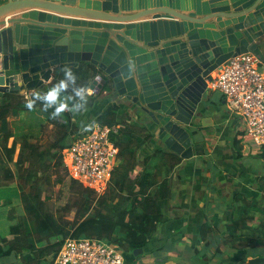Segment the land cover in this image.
Masks as SVG:
<instances>
[{"label": "water", "instance_id": "1", "mask_svg": "<svg viewBox=\"0 0 264 264\" xmlns=\"http://www.w3.org/2000/svg\"><path fill=\"white\" fill-rule=\"evenodd\" d=\"M262 36L264 0H7L0 96L31 99L55 67L92 64L89 92L136 109L167 149L191 158L208 80L233 55L256 52Z\"/></svg>", "mask_w": 264, "mask_h": 264}, {"label": "trees", "instance_id": "2", "mask_svg": "<svg viewBox=\"0 0 264 264\" xmlns=\"http://www.w3.org/2000/svg\"><path fill=\"white\" fill-rule=\"evenodd\" d=\"M6 1L0 0V4ZM63 66L55 71L49 87L63 78ZM71 68L77 76L76 86L86 90L92 75L98 73L96 66L85 62ZM67 93H71V88ZM27 99L21 93L1 97L0 123L9 125L10 118L24 111L36 113L43 117L40 127L49 130L50 143L42 150L38 143L29 141L27 134L18 135L9 128L0 134V222L10 209L22 211V207L24 211L21 220L10 223L8 234L0 236V260L14 253L17 261H0L1 264H51L68 237L100 238L125 251L144 248L167 219L164 207L172 196L169 176L181 156L170 150H157L140 162L138 149L154 134L146 127L134 125L123 114L120 116L118 104L110 105L97 118L102 124L118 126L111 138L119 147V154L107 190L98 195L85 183L72 179L73 198L54 212L49 208L47 193L51 184L63 183L70 174L64 149L74 138L72 112L65 109L54 117L51 113L56 104L45 110L48 102L42 99H35L29 110L25 106ZM248 137L253 140L251 149L264 159V145ZM18 143L21 147L15 158ZM238 152L241 154L240 147ZM260 178L264 181V175ZM233 200L232 220L239 239L228 241L229 245L254 253L244 264H264V194L260 199L236 194ZM49 254L53 259H44Z\"/></svg>", "mask_w": 264, "mask_h": 264}, {"label": "crops", "instance_id": "3", "mask_svg": "<svg viewBox=\"0 0 264 264\" xmlns=\"http://www.w3.org/2000/svg\"><path fill=\"white\" fill-rule=\"evenodd\" d=\"M256 42L258 43L256 52L263 55L264 36L258 38ZM60 66L53 69L51 80L43 88L34 91H46ZM95 76L92 75L90 78V84ZM88 89L89 86L86 110L71 111L73 139L90 131L105 109L118 104L120 116L129 114L128 120L131 123L146 127L154 134L149 142L138 149L140 162L157 150H169L155 136L154 127L148 125L146 117L135 110L133 118L130 116L133 108L121 103L122 101L114 95H109L105 91L92 93ZM34 91L31 92V96ZM68 95L67 92L62 93L59 99L66 100ZM207 98L208 107L197 120L198 127L193 135L194 155L191 158L181 157V162L169 176L172 182V196L164 207L167 219L142 248V253L137 255L134 254V250L125 251L118 246L125 252V264H244V260L254 254L250 249L242 247L233 249L229 245L232 239H239L238 229L232 220L233 198L236 194L262 198L264 181H260V176L264 175V159L258 157L251 149L253 140L246 132V122L241 115L228 107L224 94L220 90L209 89ZM67 102L73 104L75 100ZM30 116L31 119L40 120L37 125L27 122L26 118ZM40 118L31 111L21 112L20 115L8 120L9 125L0 123V134L9 128L18 135L32 136V132H37L42 134L40 137L44 135L49 139V130H41ZM13 123L15 125H12ZM86 125L89 126L87 130ZM32 137H34L32 142H36V136ZM46 140H41V143H45ZM20 147L21 144L18 143L15 158ZM238 147L241 148V154ZM14 182L15 180L11 181L12 184ZM21 209L22 211H17L16 214L9 211L4 221L0 222V236H6L10 223L18 222L24 216L23 208ZM44 259L52 260L53 256L49 254ZM0 261L15 263L17 257L12 253ZM52 263L58 264L55 259Z\"/></svg>", "mask_w": 264, "mask_h": 264}, {"label": "built area", "instance_id": "4", "mask_svg": "<svg viewBox=\"0 0 264 264\" xmlns=\"http://www.w3.org/2000/svg\"><path fill=\"white\" fill-rule=\"evenodd\" d=\"M209 89L220 90L228 107L241 115L246 130L264 145V58L254 51L233 55L208 80ZM120 120V119H119ZM117 125L95 122L65 147L70 176L101 195L108 188L119 147L111 138ZM58 264H125V252L100 238L68 237L60 247Z\"/></svg>", "mask_w": 264, "mask_h": 264}, {"label": "clouds", "instance_id": "5", "mask_svg": "<svg viewBox=\"0 0 264 264\" xmlns=\"http://www.w3.org/2000/svg\"><path fill=\"white\" fill-rule=\"evenodd\" d=\"M63 71V78L49 87L46 91H34L32 93L33 99H27L25 106L31 110L35 105V99H42L48 103L44 106L45 110L56 104L54 111L51 113L54 117L59 116L65 109L72 112H79L86 110L88 92L82 86H76L77 76L73 72L71 66L64 65L61 69ZM71 88V93L67 96V99H59L62 93L68 92ZM59 99V102L57 103ZM67 100H75V103L69 104ZM89 126H85L87 130Z\"/></svg>", "mask_w": 264, "mask_h": 264}, {"label": "rangeland", "instance_id": "6", "mask_svg": "<svg viewBox=\"0 0 264 264\" xmlns=\"http://www.w3.org/2000/svg\"><path fill=\"white\" fill-rule=\"evenodd\" d=\"M135 110L136 109H133L132 111V114H130V116L131 117H133L134 118V114L133 113H135ZM127 118L126 119H128V117H129V114H127V115H125ZM130 117V118H131ZM32 117L30 116V117H28V118H26V119H28V121L27 122H32L34 125H37L38 124V122L40 121V120H38V119H31ZM43 118V117H42ZM42 118H40V119H42ZM132 119V118H131ZM12 125H15V123H13ZM17 133V132H16ZM18 134V133H17ZM32 134V136H36V142H34V143H38V146L42 149V150H44V148H46L48 145H49V143H50V141H49V139L47 138V137H44V135H43V137L41 136H39V135H42L41 133L39 134V133H37V132H32L31 133ZM31 135H29V141L30 142H32L33 141V139H34V137H32ZM40 139V141H39V139ZM46 140V142L45 143H41L42 141L41 140ZM54 179V178H53ZM73 178L70 176V174L69 175H67L66 177H65V181L63 182V183H55L54 185L53 184H51L52 186H51V190L47 193V195H48V197H49V208L51 209V210H53L54 212L55 211H57L60 207H62L65 203H67L71 198H73V193L70 191L71 189H70V184H71V180H72ZM52 183H53V181H52ZM50 186V185H49ZM17 213V211H15L14 209H12V210H10V213ZM58 214V213H57ZM20 220H21V218H20ZM60 250V249H59ZM58 254V253H57ZM53 256V255H52ZM55 261H56V258H55Z\"/></svg>", "mask_w": 264, "mask_h": 264}, {"label": "flooded vegetation", "instance_id": "7", "mask_svg": "<svg viewBox=\"0 0 264 264\" xmlns=\"http://www.w3.org/2000/svg\"><path fill=\"white\" fill-rule=\"evenodd\" d=\"M126 101H128L129 103H132V101H130V100H127V99H125Z\"/></svg>", "mask_w": 264, "mask_h": 264}]
</instances>
